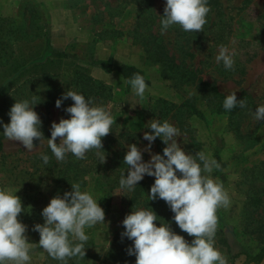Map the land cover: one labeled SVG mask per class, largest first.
Masks as SVG:
<instances>
[{
  "label": "rangeland",
  "instance_id": "374dc122",
  "mask_svg": "<svg viewBox=\"0 0 264 264\" xmlns=\"http://www.w3.org/2000/svg\"><path fill=\"white\" fill-rule=\"evenodd\" d=\"M35 1L42 2L46 8V12L42 10L39 19H35L42 26L41 36L33 42L14 44L12 48L15 54L19 56L23 52H38L40 58L57 57L64 50L68 58L60 66L62 71L68 69L70 72L69 63L76 61L86 66L94 78L107 83L112 93L105 108L111 112L114 124L137 133L134 140L117 145L116 150L126 154L130 144L144 149L149 144L143 139L144 132L151 131L148 122L156 119L161 123L168 121L180 130L178 143L186 153L195 155L197 151H204L215 160L217 155L221 167L214 169L210 175L223 184L231 203L228 208L218 209L215 247L227 259L228 264H234L237 250L252 257L258 256L264 250V238L260 237L264 236V121H256L253 117L256 108L264 105V0H251L249 5L244 0H219L223 15L218 17L224 18L225 26L220 24L224 39L216 44L213 43V33L206 34V39H192L188 43L191 45L189 49L183 36H177L174 28L163 34L168 50L178 61H187L190 68L195 70L197 79L214 83L227 95L234 91L237 97L243 93L248 94L246 107L234 117V123L227 115L211 111L202 102L204 117L193 115L187 120L191 131L202 143L201 149L197 151L189 148V134L181 124L173 118L166 120L162 117V110L157 102V99H165L181 103L195 95L196 89L194 85L175 83L164 78L159 67L145 57L142 44L135 41L138 35L131 32L141 12L138 5L129 4L121 15L116 16L117 9L114 10L113 6L121 4V0H0V15L11 17L14 20L13 25L18 29H32L36 14L33 6ZM165 3L166 0H154L157 18L151 28L153 35L161 32L158 25ZM54 7L69 9L72 13L58 17L55 22L51 13ZM55 36L60 43L67 37L71 42L66 46L62 45L63 48L57 47V40H53ZM221 45L227 47L230 53H235L233 70H226L223 62H216ZM101 61L115 65L132 64L144 70L149 79L144 99L134 95L131 86L126 83L127 80L117 70L106 74L96 72L95 69H103ZM6 64L0 63V89L4 85H8L11 91L19 88V84L34 73L30 71L20 76L19 72H15L8 75L12 62ZM37 111L41 113L43 108ZM45 115L50 128L48 139L51 138L52 122L58 123L61 118H70L65 108L56 106L49 108ZM237 125L240 127L239 134L233 130ZM35 145L32 151H27L18 142L10 141L6 137L3 139L0 151V187H8L14 193L18 190L16 195L21 198L24 208L19 217L28 219L33 216L36 219L26 220L24 224L27 226L29 242L38 244L39 233L32 229L35 224L44 223L41 213L51 198L57 195L62 197L63 193H46L44 197L38 193L39 188L23 183L27 166L42 164L33 155L43 153L47 139ZM151 152L158 153L156 140L152 143ZM142 155L144 162L151 159L148 152H143ZM124 169L127 173L128 166ZM143 180L146 182L144 191L137 197L135 204H130L129 197H125L127 191L120 186L108 192L101 181V174L91 173L87 176L86 185L81 186V191L89 192L105 212L104 224L85 228V233L89 236L88 248L95 254L94 258H87V264H135V256L128 255L126 251L133 242L127 237H121L124 231L122 221L133 207L134 210L152 209L158 216L157 226L168 223L165 218L168 216L166 211L170 208L165 201L148 200L147 195L150 194L155 178L145 175ZM256 199L259 200L254 203ZM179 233L189 243L194 239L181 229ZM46 258L47 253L37 249L32 255L31 264H43ZM68 260L71 262L73 258Z\"/></svg>",
  "mask_w": 264,
  "mask_h": 264
},
{
  "label": "clouds",
  "instance_id": "9594fccd",
  "mask_svg": "<svg viewBox=\"0 0 264 264\" xmlns=\"http://www.w3.org/2000/svg\"><path fill=\"white\" fill-rule=\"evenodd\" d=\"M208 0H166L161 16V34L171 26L179 25L185 32H203L210 12ZM234 52L221 45L216 62H223L226 70H233ZM205 79V78H204ZM136 97L144 99L148 85L140 74L126 81ZM71 99L73 104L65 109L70 118H61L51 124V138L47 145L57 161H64L71 153L77 159H85L86 153L95 149L100 163L106 155L102 138L106 137L115 123L111 112L102 106H93L76 91L67 90L57 99L55 106L60 108L63 101ZM35 97L31 101H16L8 113L10 123L3 124V135L10 141L18 142L27 151H32L44 140L40 130L42 121L34 110ZM246 107V102L238 100L236 91L228 94L223 108L231 111L235 107ZM256 121H264V105L256 108ZM151 131L144 132L143 139L149 144L139 148L136 144L127 146L123 163L128 166L127 174H122L121 188L134 191L144 176L154 177L148 200L161 199L174 213L172 220L190 237L174 232L169 223L157 226V214L151 209L133 210L122 221L124 231L133 244L126 251L134 255L135 264H228L227 259L215 247V234L218 225V209L230 206V197L223 184L211 177L220 164L204 151L195 155L186 153L178 143L181 133L168 121L153 119L148 122ZM159 137L166 145L163 154L151 152L152 143ZM59 138V143L57 139ZM143 152L151 159L143 161ZM44 164L49 156L41 153ZM71 191L63 196H54L42 210L43 224H35L38 244L30 243L26 235L27 226L20 222L19 215L24 211L19 196L8 187H0V264H31L32 255L42 249L51 258L67 264L70 258L85 257V243L89 236L85 228L104 224L105 212L98 201L87 191H81L79 183L71 184Z\"/></svg>",
  "mask_w": 264,
  "mask_h": 264
},
{
  "label": "trees",
  "instance_id": "16d2710c",
  "mask_svg": "<svg viewBox=\"0 0 264 264\" xmlns=\"http://www.w3.org/2000/svg\"><path fill=\"white\" fill-rule=\"evenodd\" d=\"M246 5H249L251 0H244ZM129 4H136L140 8V14L137 22L132 29V33L137 34L135 41L141 43L145 52V57L156 64L160 73L164 78L170 79L176 82H185L190 85H194L196 94L191 98L184 99L181 103L169 102L165 99H157L162 110V117L166 120L171 118L175 119L179 124L182 125L184 131L188 135V146L191 150L197 151L201 149L202 143L197 139L192 128L187 120L193 116L204 117V110L201 108L202 102L211 111L218 114H225L234 123L233 119L240 113L239 106L235 107L231 111H226L223 108V101L227 94L223 93L218 87L209 81H205L202 78L197 79L195 70L190 68V65L184 60L178 61V58L171 53L167 46L164 44V35L158 31L155 35L151 33V28L155 24L156 15L154 9V0H121V4L113 6V9H117L116 16L121 15L122 12ZM33 6L35 7L34 23L32 22V29H26L13 25V19L11 17H5L0 15V63L11 64V73L19 72L20 76L25 73L33 71L29 78L19 84V88H15L12 91L8 88V85H4V88L0 89V151L3 147V124L10 123V117L8 115L10 108L16 101L29 100L31 101L35 97L36 105L34 110L40 116L42 121L41 131L44 134V139H48L50 136V128L48 126V118L45 112L52 107H55L57 99L67 91H76L82 94L86 99L93 101V106L105 107L106 102L111 97V87L102 80L94 78L86 66L81 65L79 62L69 63L68 67H71V71H62L60 69L63 60L68 58L66 51L62 50L60 55L57 57H39V53H22L17 56L12 46L14 44H25L26 42H33L35 39L41 36L42 26L39 22H35V19H39L41 11L46 12L45 5L42 2L35 1ZM208 6L210 12L207 15V23L204 25L202 34L197 36L195 32H185L179 25H173L169 28H174V32L177 36H183L187 48H191L188 45L192 39L201 37L206 39V34L211 35L213 33L214 41L216 44L223 41L224 35L221 30L220 24L224 27V18L218 17L223 15L221 10V3L219 0H208ZM161 28V24L158 25ZM218 26V27H217ZM217 27V28H216ZM216 29V30H215ZM224 29V28H223ZM19 33V34H18ZM153 36V37H152ZM193 55L192 52H188ZM73 62V63H72ZM101 66L106 71L117 70L123 78L126 80L132 78L134 74H140L148 83L149 79L141 68L127 63L115 65L112 62L101 61ZM238 100L243 99L246 104L248 102V94L243 93L237 97ZM73 104V101L69 98L64 100L61 107L67 108ZM43 108V111L39 113L37 110ZM233 130L239 134L240 127L237 125L233 127ZM137 136L135 131L127 128H120L116 124L112 125L111 132L102 138L103 148L100 151H104L106 160L104 163H100L99 158L96 155L95 149L86 153L85 159H77L71 153L66 154L64 161H57L52 154L48 145H46L43 154L49 156V163L44 164L41 159V154H35L34 157H38L42 164H30L25 169L24 180L25 184L35 186L39 188L41 195L46 197V193L58 194L71 191L72 183H79L81 186L86 185L87 176L91 173L101 174V181L105 184V189L111 192L115 188L119 187V181L122 174L125 173L124 167L127 165L123 163L125 154L115 149L117 145H122L124 142L132 141ZM40 143L34 141V144ZM156 147L158 154H163V148L165 144L162 140L157 137ZM216 161L220 162V158L216 155ZM20 185V184H19ZM146 182L140 181L135 187L134 191H129L126 188V198L129 197V203L135 204L137 197L144 191ZM161 200V199H160ZM259 200V199H258ZM258 200H254L257 203ZM168 216L165 218V222L170 224V227L174 232L180 235V228L172 220L174 213L171 210H167ZM20 222L24 224L26 220H36L33 216L26 219L22 216L19 217ZM253 233L254 230H249ZM264 238V236H260ZM264 240V239H262ZM88 242L85 243V257L84 258H73V261H67V264H87V258H94L95 254L91 253V248H88ZM264 256V250L256 256L252 257L255 263L258 264L261 257ZM43 264H63L61 261H57L51 258L47 254V258L43 261Z\"/></svg>",
  "mask_w": 264,
  "mask_h": 264
},
{
  "label": "crops",
  "instance_id": "0c3cea01",
  "mask_svg": "<svg viewBox=\"0 0 264 264\" xmlns=\"http://www.w3.org/2000/svg\"><path fill=\"white\" fill-rule=\"evenodd\" d=\"M45 1V0H44ZM43 1V2H44ZM45 3V2H44ZM49 6V5H48ZM52 12V16H53V18H54V21L55 22H57V18L58 17H60V16H62V15H64V16H68V15H71V10H69V9H63V8H59V7H54V8H52V10H51ZM67 22H68V20H66ZM55 35V34H54ZM54 37V36H53ZM68 38V37H67ZM65 39V41L63 40L61 43L59 42V40L56 38V36H55V38L53 39L54 41H56L57 40V47H60V48H63L62 47V45H64V46H66L68 43H70L71 42V40H69L70 38H68V39ZM95 71L97 72V71H101V72H103V74H106L107 72H109V71H106L105 69L103 70L102 68H100V69H95ZM99 73V72H98ZM122 77V76H121ZM123 78V77H122Z\"/></svg>",
  "mask_w": 264,
  "mask_h": 264
},
{
  "label": "flooded vegetation",
  "instance_id": "af4514ba",
  "mask_svg": "<svg viewBox=\"0 0 264 264\" xmlns=\"http://www.w3.org/2000/svg\"><path fill=\"white\" fill-rule=\"evenodd\" d=\"M255 261L249 257L248 254L241 252V251H236V257L234 260V264H254Z\"/></svg>",
  "mask_w": 264,
  "mask_h": 264
},
{
  "label": "water",
  "instance_id": "95a60500",
  "mask_svg": "<svg viewBox=\"0 0 264 264\" xmlns=\"http://www.w3.org/2000/svg\"><path fill=\"white\" fill-rule=\"evenodd\" d=\"M258 264H264V256L261 257L260 261L258 262Z\"/></svg>",
  "mask_w": 264,
  "mask_h": 264
}]
</instances>
